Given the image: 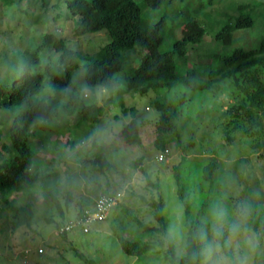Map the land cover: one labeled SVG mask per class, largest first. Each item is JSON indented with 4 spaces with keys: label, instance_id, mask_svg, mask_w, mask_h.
Instances as JSON below:
<instances>
[{
    "label": "rangeland",
    "instance_id": "rangeland-1",
    "mask_svg": "<svg viewBox=\"0 0 264 264\" xmlns=\"http://www.w3.org/2000/svg\"><path fill=\"white\" fill-rule=\"evenodd\" d=\"M69 1L0 0L1 75L6 72V65L2 62L5 54L11 61L18 63L16 59L19 58L12 56L13 52L34 51L47 33H54L81 54L78 66L72 72L77 94L80 95V87L88 86L84 82V71L91 61L89 57L107 58L106 45L110 38L106 32L75 35L78 17L71 14ZM242 3L249 5L254 22L234 30L231 40L223 42L217 38V33L224 25L236 20L238 5ZM143 16L150 24L165 18V39L161 51L172 49L174 41L181 36L179 23L182 21L195 18L206 29L203 41L190 48L186 58L176 57L179 74L195 69L198 74L207 77L211 70L220 66L221 56L232 52L237 46H258L264 37V0H172L170 3L165 0L158 8L145 7ZM128 52L123 51L127 65L137 64L141 57L137 55L128 59ZM59 54L52 46L43 50L40 54L42 66L38 70L42 71L47 62L55 64ZM123 75L121 71L116 73L117 77ZM49 82L50 78H46L39 97L47 94L45 88ZM225 87V92L221 93L217 85H212V90H194L178 83L171 90L126 92L123 97L116 93L115 100L111 102L106 99L110 92L106 91L98 99L96 91L104 88L88 86L85 100L88 103L97 100L104 106L97 122L78 125L77 114L61 112L59 117L48 122L46 129H38L31 138L32 145L37 149L33 171L45 175L54 173L55 176L46 178L43 185L11 195L10 199L18 204L31 202L34 217L30 225L14 230L9 224L8 212L0 215V264H21L24 257H27L28 264H88L80 254L92 259L93 264H170L166 235L155 237L158 241L140 256L125 253L118 237L122 233L136 231L137 218L152 223V208L142 198L150 201L160 196L166 203V233L177 217L187 233L184 204L177 194L173 170L174 165L178 164L185 178L188 176L185 185H188L186 187L191 193L193 215L196 216L197 210L204 206L203 201L210 199L211 205L206 206V211L200 217L203 221H211V212L218 204L227 208L229 224L237 219V202L255 201L259 204L261 223L257 230L252 229L258 247L251 264H264V148L256 151L253 147L255 139L241 131L235 134L234 142L229 143L225 139L224 123L227 118H223L222 111L235 100L227 92L234 88L230 79L226 80ZM159 101L179 111L183 145L178 146L176 141L168 143L172 153L164 160L157 159L159 149L155 145V122L160 116L157 107ZM124 105L134 110L126 111ZM14 114L15 109L11 107L0 112L3 141H9ZM258 117L264 124V110L258 113ZM133 118L140 122L141 143H126L118 136V132ZM105 126L115 130L114 142L100 144L95 139L89 141L96 129ZM15 155V152H2L1 159L13 158ZM98 155H103L108 163L103 170L95 162ZM139 158V165L134 164ZM212 160H217L220 167L216 173V185L208 189L202 178L203 165ZM127 184H131V187L126 189ZM117 190L126 192L123 198L125 205L115 207L106 220L95 222L91 232L83 233L81 229L75 228L68 238L57 232L63 215L66 218L75 215L74 206L81 197ZM69 196L72 198L68 199ZM225 227L227 230V225ZM208 231L210 234L209 228ZM149 237L147 233L143 239ZM39 248L44 251L39 253Z\"/></svg>",
    "mask_w": 264,
    "mask_h": 264
},
{
    "label": "trees",
    "instance_id": "trees-1",
    "mask_svg": "<svg viewBox=\"0 0 264 264\" xmlns=\"http://www.w3.org/2000/svg\"><path fill=\"white\" fill-rule=\"evenodd\" d=\"M165 0H71L68 7L72 15L77 16V24L74 27L75 35H83L93 32H103L110 40L106 45L108 57L104 59L92 58L85 67L84 82L90 87H100L110 92L106 96L107 101H113L114 94L123 97L126 92L146 93L150 89H174L178 83L197 90H212V85H217L221 93L225 92L227 79L231 80L234 87L227 91L233 99V103L222 111L225 139L232 143L235 134L243 132L249 138L255 139V150L264 148V124L259 119L258 113L264 110V37L258 46L245 48L235 47L232 52L221 56V64L217 69L211 70L208 76L198 74L195 69H190L186 74L177 71L176 57L186 58L189 49L203 41L206 29L195 18L179 23L181 36L174 41L170 50L161 51L160 47L165 39V18L154 23H148L144 16L145 7L158 8ZM172 0H167L170 3ZM176 1V0H175ZM213 2V0H210ZM239 15L234 22L227 23L217 33V38L223 42H229L234 30L253 24L254 18L247 3L238 5ZM53 47L59 56L57 62L45 63L43 70L40 54L43 50ZM123 51H129L128 59L139 55L140 61L135 65H127V59ZM12 56L19 58L18 63L11 61L5 54L3 63L6 65L5 75L0 73V112L4 109L14 108L15 114L9 130V141H3V130L0 123V215L8 212L9 224L14 230L30 225L34 217V208L31 202L16 203L10 197L13 193L32 189L46 182V178L54 175L40 174L33 171L36 163L37 149L32 145L31 138L38 129H46L49 121L59 117L61 112L68 115L77 114V123H95L103 114L104 106L97 100L88 103L85 98L77 94V84L73 85V94L65 97L61 90L73 82L72 72L78 66L81 54L68 46L65 39L54 33H47L42 42L34 51H17ZM10 60V61H9ZM126 61V62H125ZM36 65V66H35ZM128 66V67H127ZM123 72L122 77H117V72ZM50 78L48 85L56 90V95L48 93L39 97V93L45 87L44 81ZM47 85V86H48ZM123 85V86H122ZM47 88V87H46ZM45 88V89H46ZM47 100V103L45 102ZM160 116L155 122V145L160 151L168 143L176 141L182 146V136L179 124V111L166 102H157ZM124 109L134 110V108ZM118 136L126 143H141L140 122L133 118L127 122L118 132ZM98 145V144H97ZM2 152L16 155L13 158L1 159ZM138 161L134 164L139 165ZM100 164V170L104 169L106 162L103 155H98L95 160ZM111 165L109 164V167ZM220 163L212 160L203 165V180L208 189L216 185V173ZM174 176L177 194L184 204L187 233L192 236L188 253H196L199 249L198 235L201 230L208 231L210 221H203L200 217L209 207L211 202L203 201L193 215L194 209L190 202L191 193L185 185L186 178L180 165H174ZM55 176V175H54ZM115 191H104L111 193ZM101 193V194H103ZM97 196H85L79 202L78 213L94 204ZM72 197L69 196L68 199ZM153 211L154 221L144 222L137 218L138 228L129 234L119 235L122 250L133 256H140L150 250L153 243L158 241L155 237L166 235V220L164 216L165 200L162 196L150 201L142 198ZM52 200L59 202L52 197ZM214 202V201H213ZM250 206L251 216L249 225L257 230L261 223L259 204L255 201L246 203ZM240 205L235 204V208ZM60 211L64 214L61 207ZM129 214L131 212L127 210ZM107 219V218H106ZM105 219V220H106ZM62 221L58 226L64 222ZM57 226V227H58ZM149 234L148 239L143 236ZM67 238V234H61ZM140 236V237H138ZM160 240V238H159ZM86 263L93 264L92 259L85 258ZM258 258V256H256ZM167 258L170 264H192L190 255L180 256L173 243L168 242ZM198 264V261H197Z\"/></svg>",
    "mask_w": 264,
    "mask_h": 264
},
{
    "label": "clouds",
    "instance_id": "clouds-1",
    "mask_svg": "<svg viewBox=\"0 0 264 264\" xmlns=\"http://www.w3.org/2000/svg\"><path fill=\"white\" fill-rule=\"evenodd\" d=\"M74 84L75 79L68 87L61 90L65 97L73 94ZM46 92L51 96L56 95L52 85L47 86ZM88 92L89 88L86 85L79 89L80 95L87 96ZM105 92L106 89L97 90L95 95L99 99ZM45 102L47 103V100ZM115 137V130L105 126L96 129L89 137V141L95 139L97 143L108 144L114 142ZM236 213L237 219L229 224L227 208L219 204L215 206L209 223L210 234L209 231L204 230L199 232V249L196 253H188L193 238L186 233L179 217L168 226L165 239L173 243L181 255H190L192 264H197V261L198 264H251L252 256L258 247V240L248 223L251 216L250 206L241 203L237 206Z\"/></svg>",
    "mask_w": 264,
    "mask_h": 264
},
{
    "label": "built area",
    "instance_id": "built-area-1",
    "mask_svg": "<svg viewBox=\"0 0 264 264\" xmlns=\"http://www.w3.org/2000/svg\"><path fill=\"white\" fill-rule=\"evenodd\" d=\"M172 153L171 147L168 145L161 149L157 155L158 160H164ZM124 196V191H115L111 193H103L96 198L93 205L85 208L83 212L78 213L75 217L64 220L58 227L59 234H68L75 228H79L83 233H89L95 222L104 221L110 214L113 206L119 204ZM43 248H39L38 252L42 253ZM21 264H28L27 257H24Z\"/></svg>",
    "mask_w": 264,
    "mask_h": 264
},
{
    "label": "crops",
    "instance_id": "crops-1",
    "mask_svg": "<svg viewBox=\"0 0 264 264\" xmlns=\"http://www.w3.org/2000/svg\"><path fill=\"white\" fill-rule=\"evenodd\" d=\"M130 185H131V184H127V185H125V188L127 189L128 187H131ZM123 190H124V189H123ZM123 190H117V191H123ZM126 191H127V190H126ZM101 193H103V192H101ZM101 193H100V194H101ZM125 193H126V192L124 191V196H125ZM133 193H134V192H133ZM124 196H123V198H124ZM82 198H83V197H81V198H80L79 200H77V202L75 203V206H74V207H75V209H76V213H75V215H74L73 217H75V216L78 214V211H79V202H80V200H81ZM93 198H95V197H93ZM123 198H122V201H121L119 204H117V205H115V206L112 207L111 212H112V210H113L115 207H117V206H119V205H121V204H122V205L124 204ZM124 205H125V204H124ZM111 212H110V214H111ZM110 214H109V216H110ZM109 216H108V217H109ZM73 217H70V218H73ZM108 217H107V218H108ZM65 219H69V218H66V217H65ZM94 224H95V223H94ZM92 230H93V226H92L91 231H92ZM91 231H90V232H91ZM68 237H69V233L67 234V238H68Z\"/></svg>",
    "mask_w": 264,
    "mask_h": 264
}]
</instances>
